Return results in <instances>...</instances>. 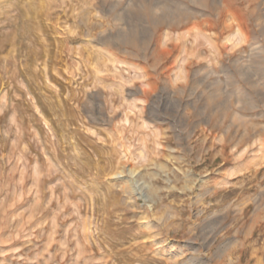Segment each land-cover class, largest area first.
<instances>
[{
    "label": "rangeland",
    "instance_id": "rangeland-1",
    "mask_svg": "<svg viewBox=\"0 0 264 264\" xmlns=\"http://www.w3.org/2000/svg\"><path fill=\"white\" fill-rule=\"evenodd\" d=\"M0 264H264V0H0Z\"/></svg>",
    "mask_w": 264,
    "mask_h": 264
}]
</instances>
